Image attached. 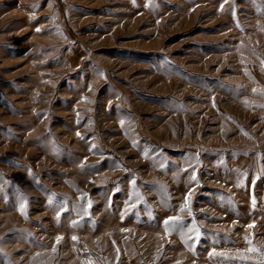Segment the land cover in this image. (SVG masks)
Listing matches in <instances>:
<instances>
[{"label": "rangeland", "instance_id": "374dc122", "mask_svg": "<svg viewBox=\"0 0 264 264\" xmlns=\"http://www.w3.org/2000/svg\"><path fill=\"white\" fill-rule=\"evenodd\" d=\"M0 264H264V0H0Z\"/></svg>", "mask_w": 264, "mask_h": 264}, {"label": "snow or ice", "instance_id": "6c2138e0", "mask_svg": "<svg viewBox=\"0 0 264 264\" xmlns=\"http://www.w3.org/2000/svg\"><path fill=\"white\" fill-rule=\"evenodd\" d=\"M193 179H195V177H193ZM169 219L171 220V219H175V218H169ZM167 223H168V221L166 220V221H165V224H167ZM74 239H75V238H74Z\"/></svg>", "mask_w": 264, "mask_h": 264}]
</instances>
